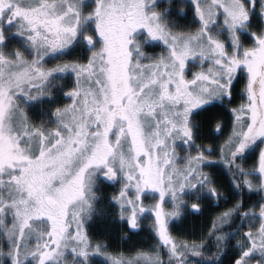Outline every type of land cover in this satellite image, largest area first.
I'll list each match as a JSON object with an SVG mask.
<instances>
[{"label": "snow or ice", "instance_id": "1", "mask_svg": "<svg viewBox=\"0 0 264 264\" xmlns=\"http://www.w3.org/2000/svg\"><path fill=\"white\" fill-rule=\"evenodd\" d=\"M0 264H264V0H0Z\"/></svg>", "mask_w": 264, "mask_h": 264}, {"label": "trees", "instance_id": "2", "mask_svg": "<svg viewBox=\"0 0 264 264\" xmlns=\"http://www.w3.org/2000/svg\"><path fill=\"white\" fill-rule=\"evenodd\" d=\"M96 230L97 234H106L109 235L113 245H118L120 243L119 241V232H118V227L116 225H107L104 221L98 220L96 222ZM110 228V231L108 230ZM143 236V234H141Z\"/></svg>", "mask_w": 264, "mask_h": 264}]
</instances>
